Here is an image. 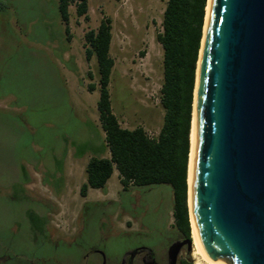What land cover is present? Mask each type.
<instances>
[{"label":"rangeland","instance_id":"1","mask_svg":"<svg viewBox=\"0 0 264 264\" xmlns=\"http://www.w3.org/2000/svg\"><path fill=\"white\" fill-rule=\"evenodd\" d=\"M0 3V72L6 82L0 93L7 94L0 107H9L17 114L22 111L25 122L12 144L8 142L10 130L3 129L7 141L1 139L0 143V185L10 179L15 157L22 158L31 177L26 192L54 204L49 222L32 223L21 214V206L0 198V264H99L100 256L88 252L90 246L110 257L122 232L133 236L124 245L153 246L161 258L173 236L178 235L172 226L170 185L131 188L127 201L114 169L105 186L109 193L102 200L85 202L79 187L86 180V161L109 154L96 107L97 62L95 57L85 58L84 33L95 29L101 19H110L109 54L114 61L108 85L111 109L122 127L141 126L156 135L163 118L162 48L156 34L161 30L166 0H87L88 20L76 16L74 6H70L69 40L57 0ZM28 18H34L28 33L33 40L26 46L22 32L28 30ZM16 20L22 26L16 27ZM43 39L49 41L44 43ZM76 57L81 69L72 75L65 59ZM89 82L96 85L91 92L87 90ZM11 98L18 104L12 107ZM120 193L125 208L119 204ZM103 236H109L106 242ZM179 258L195 262L184 250ZM118 261L119 255L112 254L110 263Z\"/></svg>","mask_w":264,"mask_h":264},{"label":"water","instance_id":"2","mask_svg":"<svg viewBox=\"0 0 264 264\" xmlns=\"http://www.w3.org/2000/svg\"><path fill=\"white\" fill-rule=\"evenodd\" d=\"M188 207L201 257L264 264V0H208L193 90ZM191 238L168 248L176 264Z\"/></svg>","mask_w":264,"mask_h":264},{"label":"trees","instance_id":"3","mask_svg":"<svg viewBox=\"0 0 264 264\" xmlns=\"http://www.w3.org/2000/svg\"><path fill=\"white\" fill-rule=\"evenodd\" d=\"M206 4L207 0H166L161 30L156 34V40L162 48L160 105L163 108V118L158 133L152 137H149L141 126L133 129L122 127L111 109L108 85L114 61L109 54L110 19H101L95 29H88L83 36L85 58L89 60L95 57L97 62L99 97L96 107L109 157L91 156L88 159L85 165L86 180L80 185L79 194L86 196L89 188L104 190L114 168L118 172L121 193L136 187L168 184L173 195L172 226L186 238H190L187 169L193 90ZM70 6H74L76 16H82L85 20L89 18L87 0H57L59 17L64 24L68 40L70 39L68 26ZM2 8L3 5L0 3V10ZM33 20L34 18L27 19L28 30L25 32L24 29L22 32L23 37L26 38H23L26 46L28 40H33L28 34L30 24L34 23ZM15 23L16 27L22 26L17 20ZM48 39L54 40L51 37ZM48 39H43L44 43H47ZM4 77L0 72V91H4L6 87ZM88 77L92 79L90 72ZM95 88V83L87 84L89 92ZM5 97H7L6 93H0V100ZM9 102L12 107L18 104L14 98ZM21 112L17 114L9 107H0V143L1 139L7 141L3 135L4 127L12 134L8 140L10 144L15 140L14 135H19L18 128L25 124ZM15 158L13 163L12 160L9 161L12 163V175L7 183L0 185V198L21 206V214L32 223L38 220L49 222L48 213L54 210V204L47 199H35L26 192V185L31 181V177L22 158ZM129 199L130 196H127L126 200ZM45 237L47 238V235ZM180 264L197 263L189 259H181Z\"/></svg>","mask_w":264,"mask_h":264},{"label":"flooded vegetation","instance_id":"4","mask_svg":"<svg viewBox=\"0 0 264 264\" xmlns=\"http://www.w3.org/2000/svg\"><path fill=\"white\" fill-rule=\"evenodd\" d=\"M126 194H124L125 196H128V192H124ZM121 195V194H120ZM126 196V197H127ZM119 204L122 207H126V203L123 200V197L121 195V200L119 201ZM129 227V226H127ZM131 232H122L120 233L119 240L116 241V244L114 243L112 246V250L111 253L112 254H118L119 255V261L117 264H168L169 261V257H168V248L171 244H173L174 242H181L183 240L186 239V237H184L183 235H181L180 233H178L177 236H173L172 240L170 241V243L168 244V246L165 248L164 250V255L159 258V256H157V254H155L154 250H153V246H151V248L149 247H143L140 246L138 243L132 246H127L124 245L125 243H127L128 241L133 239L132 234L130 235ZM160 233L162 235H164V233H167L166 231H160ZM49 233H47V238L49 240ZM103 241H107L109 236H103L101 237ZM61 242V241H59ZM59 242H57L54 246H58ZM66 243V240L62 241ZM78 244V243H76ZM124 245V246H123ZM79 246V244H78ZM105 247V245H104ZM186 252V244H183L180 248V251L178 253V257H177V261L176 264H180V258H179V254L182 251ZM88 252H95L100 256V263L99 264H111L110 263V259L112 254L110 253V257H106L105 253L100 250V249H96L93 245L90 246ZM88 252L84 254V257L87 258L88 257ZM88 264V263H85Z\"/></svg>","mask_w":264,"mask_h":264},{"label":"crops","instance_id":"5","mask_svg":"<svg viewBox=\"0 0 264 264\" xmlns=\"http://www.w3.org/2000/svg\"><path fill=\"white\" fill-rule=\"evenodd\" d=\"M92 58V57H91ZM64 60V58H63ZM65 65L66 67L68 68V70H70L71 72H73L72 75H75L76 71H80L81 69V61L79 58H75L74 60L69 59H65ZM72 60V62H70ZM109 151V150H108ZM105 157H109V154L106 155ZM88 161V160H87ZM86 161V163H87ZM86 165V164H85ZM115 169V168H114ZM113 169V171H114ZM116 170V169H115ZM117 171V170H116ZM113 173V172H112ZM86 175V174H85ZM112 175V174H111ZM117 177H118V172H117ZM108 181V180H107ZM118 182H119V179H118ZM120 184V183H119ZM106 186V185H105ZM98 192V193H97ZM109 193V190L107 189V187H105V190H102V189H97V188H89L88 191H87V194L86 196H81L82 199L86 202L88 201L89 199L90 200H102L104 197H107Z\"/></svg>","mask_w":264,"mask_h":264},{"label":"bare ground","instance_id":"6","mask_svg":"<svg viewBox=\"0 0 264 264\" xmlns=\"http://www.w3.org/2000/svg\"><path fill=\"white\" fill-rule=\"evenodd\" d=\"M208 4V0H207ZM207 4H206V10H207ZM206 10H205V15H206ZM193 107V105H192ZM193 109V108H192ZM192 120H193V114H192ZM191 132H190V147H189V157H188V169H187V184H188V178H189V161H190V154H191V145H192V122H191ZM187 204H188V192H187ZM188 213H189V207H188ZM189 223H190V217H189ZM190 238H191V256L195 260L196 263L201 264V263H206V264H212L208 263L205 259H203L198 252L195 241L193 238L192 234V229H191V224H190Z\"/></svg>","mask_w":264,"mask_h":264},{"label":"built area","instance_id":"7","mask_svg":"<svg viewBox=\"0 0 264 264\" xmlns=\"http://www.w3.org/2000/svg\"><path fill=\"white\" fill-rule=\"evenodd\" d=\"M147 134H148V136H149V137H152V136H154V135H153V134H151V133H147Z\"/></svg>","mask_w":264,"mask_h":264}]
</instances>
